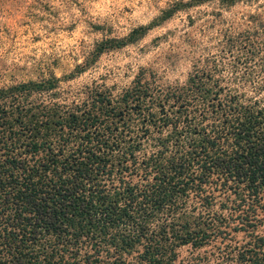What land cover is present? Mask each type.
I'll use <instances>...</instances> for the list:
<instances>
[{"label": "trees", "instance_id": "trees-1", "mask_svg": "<svg viewBox=\"0 0 264 264\" xmlns=\"http://www.w3.org/2000/svg\"><path fill=\"white\" fill-rule=\"evenodd\" d=\"M257 27L184 81L0 86V264H170L237 230L229 256L264 264V10Z\"/></svg>", "mask_w": 264, "mask_h": 264}, {"label": "rangeland", "instance_id": "rangeland-1", "mask_svg": "<svg viewBox=\"0 0 264 264\" xmlns=\"http://www.w3.org/2000/svg\"><path fill=\"white\" fill-rule=\"evenodd\" d=\"M263 10L264 0H0V86L52 78L53 91L69 99L85 85L117 90L140 71L184 81L195 57L257 27ZM256 214L252 231L262 234L264 209ZM246 237L237 230L179 245L170 264H245L229 255Z\"/></svg>", "mask_w": 264, "mask_h": 264}]
</instances>
